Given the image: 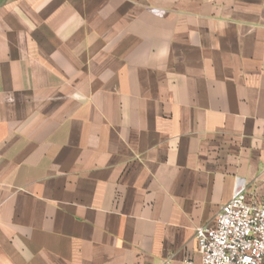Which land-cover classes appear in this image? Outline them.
<instances>
[{
    "label": "crops",
    "instance_id": "crops-1",
    "mask_svg": "<svg viewBox=\"0 0 264 264\" xmlns=\"http://www.w3.org/2000/svg\"><path fill=\"white\" fill-rule=\"evenodd\" d=\"M237 179L264 198V0H0V264L197 261Z\"/></svg>",
    "mask_w": 264,
    "mask_h": 264
},
{
    "label": "built area",
    "instance_id": "built-area-1",
    "mask_svg": "<svg viewBox=\"0 0 264 264\" xmlns=\"http://www.w3.org/2000/svg\"><path fill=\"white\" fill-rule=\"evenodd\" d=\"M260 182L264 191V179ZM195 238L199 260L187 258L183 264H264V198L237 179L213 225L198 226Z\"/></svg>",
    "mask_w": 264,
    "mask_h": 264
},
{
    "label": "rangeland",
    "instance_id": "rangeland-1",
    "mask_svg": "<svg viewBox=\"0 0 264 264\" xmlns=\"http://www.w3.org/2000/svg\"><path fill=\"white\" fill-rule=\"evenodd\" d=\"M154 9L158 10V12H156ZM151 11H153L154 13L159 14V15L163 14V10L162 9L151 8Z\"/></svg>",
    "mask_w": 264,
    "mask_h": 264
}]
</instances>
